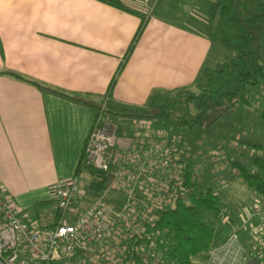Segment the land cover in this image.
Segmentation results:
<instances>
[{
  "label": "crops",
  "instance_id": "1",
  "mask_svg": "<svg viewBox=\"0 0 264 264\" xmlns=\"http://www.w3.org/2000/svg\"><path fill=\"white\" fill-rule=\"evenodd\" d=\"M118 1L145 14L136 41L140 16L110 0H0V184L5 200L40 233L56 223L53 184L76 174L100 111L119 136L166 138L162 120L143 115L152 111L151 99L180 94L212 72V42L202 29L223 0H164L153 11L156 0ZM131 112L137 115H125ZM110 192L120 200H104L121 208L125 194L110 186L100 197ZM84 194L90 202L100 198L81 186ZM77 199L73 207L82 212L89 203ZM249 219L230 228L238 233L241 264H250L246 240L260 221ZM208 254L194 263L204 264Z\"/></svg>",
  "mask_w": 264,
  "mask_h": 264
},
{
  "label": "built area",
  "instance_id": "2",
  "mask_svg": "<svg viewBox=\"0 0 264 264\" xmlns=\"http://www.w3.org/2000/svg\"><path fill=\"white\" fill-rule=\"evenodd\" d=\"M180 154L178 138L136 141L119 136L117 126L104 117L102 110L79 165L108 172L110 186L126 196L124 205L114 208L98 198L79 212L73 204L81 194L82 176L75 174L53 184L56 223L40 233L30 224L26 212L5 200L0 184V264H51L68 258L85 264L81 255L93 244H97L93 260L105 258L108 264H165L159 248V213L174 208L178 197L185 193L187 165L178 159ZM120 159L122 166L113 168L114 160ZM139 190L144 192L143 197L137 196ZM258 210L249 214V220L260 219L255 227L250 225V230L260 239L263 253L264 211ZM238 239V233L233 232L224 244L212 247L204 264H241Z\"/></svg>",
  "mask_w": 264,
  "mask_h": 264
},
{
  "label": "rangeland",
  "instance_id": "3",
  "mask_svg": "<svg viewBox=\"0 0 264 264\" xmlns=\"http://www.w3.org/2000/svg\"><path fill=\"white\" fill-rule=\"evenodd\" d=\"M162 3L164 0H156L152 4V11L156 4ZM211 9L213 24L204 26L202 31L212 42L207 62V68L212 73L207 80L206 77L197 78L180 94L161 97L159 103L175 113L172 116L174 122L161 121V133L165 137L179 139L182 154L178 159L186 162L202 187L211 189L221 199V217L212 219L214 226L221 230L220 237L225 238L230 228L237 227L239 221L247 220L254 209L264 211V198L247 188L237 176L238 168L233 164L239 162L253 171L255 168L248 162L250 156L255 154L264 157V151H253L249 144L252 142L264 146V127L260 120L261 107L264 105V79L252 85L250 79L248 82L242 81L240 74L246 55L247 59L249 54H255L257 60L264 65V0H223ZM226 64L230 66L224 68L225 72H216ZM208 84L214 97L208 114L203 115L198 124L176 123L185 115L186 109L182 108L187 102L184 92L198 94ZM189 111L190 114H198L193 106H190ZM117 124L120 122L117 121ZM110 183L106 192H109ZM87 186L88 181L83 180V192H86ZM78 198L77 201L91 203L88 194ZM100 198L115 203L121 196L110 192ZM224 217L231 224L225 222ZM253 219L252 217L251 221ZM255 225L256 221H253L252 227ZM248 240L247 260L252 257L254 262L251 259L250 264H264L260 239L249 235ZM96 246L97 244H93L82 253L85 264H108L105 258L93 260L97 252ZM73 260L74 258L62 259L51 264H76Z\"/></svg>",
  "mask_w": 264,
  "mask_h": 264
},
{
  "label": "trees",
  "instance_id": "4",
  "mask_svg": "<svg viewBox=\"0 0 264 264\" xmlns=\"http://www.w3.org/2000/svg\"><path fill=\"white\" fill-rule=\"evenodd\" d=\"M110 3L115 7L140 16L141 26L135 38L136 41L146 25L145 14L121 6L118 0H110ZM245 57L243 58V70L240 73L242 81L248 82L250 79L252 80V85H255L260 79H264V65L257 60L256 55L253 53L249 54V58L246 59ZM229 66L227 64L221 66L216 72L223 73L225 72L224 68ZM15 76L19 77L18 75ZM33 84L35 83L33 82ZM209 87L210 84L202 87L198 94L189 91L184 92L187 99L186 106H182V108L186 109L185 115L176 123L180 125L198 124L202 116L208 114L214 99ZM170 93L172 92L165 93L162 96H154L150 103L152 111L143 114L144 117L174 122L172 116L175 113L170 112L169 108L163 106L161 102L159 103L161 97ZM190 106H193L198 111V114H190ZM135 114L131 112L125 115L131 116ZM260 120L262 127H264V105L261 107ZM249 144L254 149L253 151H264V146L262 145H256L252 142H249ZM248 162L251 167L255 168L253 171H250L248 166L233 162L234 166L238 168L237 176L242 179L250 191L264 198V157L253 154ZM77 169L76 174L85 172L88 175L89 195L97 198L106 192L110 183V174L108 172L83 168L81 165ZM184 178V195L178 197L174 208L166 209L159 213L158 229L162 233L159 248L165 264H195V258H205L212 247L224 244L231 234L230 229L228 237L221 238L219 235L221 230L214 226L212 218L221 217L222 203L220 197L211 189L202 187L199 181L197 182L198 179L192 174L189 166L185 168ZM252 262H254L253 259Z\"/></svg>",
  "mask_w": 264,
  "mask_h": 264
}]
</instances>
